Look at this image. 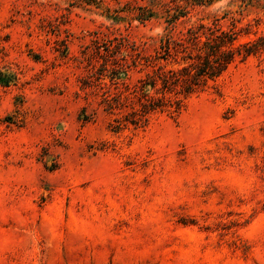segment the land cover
Here are the masks:
<instances>
[{
	"label": "rangeland",
	"instance_id": "1",
	"mask_svg": "<svg viewBox=\"0 0 264 264\" xmlns=\"http://www.w3.org/2000/svg\"><path fill=\"white\" fill-rule=\"evenodd\" d=\"M200 21L253 41L264 0H0V264H264V51L124 122Z\"/></svg>",
	"mask_w": 264,
	"mask_h": 264
},
{
	"label": "trees",
	"instance_id": "2",
	"mask_svg": "<svg viewBox=\"0 0 264 264\" xmlns=\"http://www.w3.org/2000/svg\"><path fill=\"white\" fill-rule=\"evenodd\" d=\"M181 1L192 7H208L215 0ZM187 14L179 11L176 18ZM261 51H264V34L237 44L236 32L223 30L216 23L193 22L176 37L164 35L155 57L159 64L139 80L138 109H133L124 122L142 127L154 113L179 114L185 100L207 89L236 61ZM111 74L117 78L114 71ZM121 124L116 121L115 128Z\"/></svg>",
	"mask_w": 264,
	"mask_h": 264
}]
</instances>
